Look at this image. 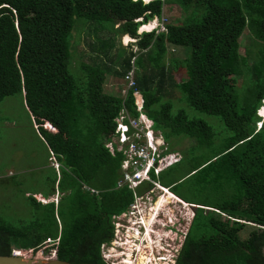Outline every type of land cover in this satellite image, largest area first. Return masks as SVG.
<instances>
[{
  "label": "trees",
  "instance_id": "obj_1",
  "mask_svg": "<svg viewBox=\"0 0 264 264\" xmlns=\"http://www.w3.org/2000/svg\"><path fill=\"white\" fill-rule=\"evenodd\" d=\"M164 6L191 11V18L166 25V34L138 35ZM197 10L201 18L194 22ZM77 21L128 35L138 53L117 55V65L105 69L80 64L76 74ZM245 30L260 48L251 66L239 54ZM105 47L92 50L105 57ZM168 47L188 50L180 83L169 69L176 61L164 62ZM132 68L144 113L165 142L171 133L195 142L179 164L186 160L193 197L205 195V207L218 211L195 215L176 264H264V120L256 116L264 102V0H0V102L20 96L60 165L57 188L65 195L55 206L28 197L31 218L19 225L0 217V256L33 254L49 244L59 261L103 264L99 247L111 235L110 217L131 200L129 191L114 190L121 160L103 145L123 106L138 116L133 91L122 99L106 95L103 85L107 74L123 80ZM244 72L252 82L240 97L234 78ZM168 89L192 110L216 117L226 136L216 139L211 126L182 110L172 114ZM83 185L99 194L83 192Z\"/></svg>",
  "mask_w": 264,
  "mask_h": 264
},
{
  "label": "rangeland",
  "instance_id": "obj_2",
  "mask_svg": "<svg viewBox=\"0 0 264 264\" xmlns=\"http://www.w3.org/2000/svg\"><path fill=\"white\" fill-rule=\"evenodd\" d=\"M196 13L198 15L194 17V22L199 21L201 18V12L197 10ZM162 14L167 21V25H181L190 20L192 13L191 11L185 12L177 6H164ZM152 21L154 22L155 19ZM125 36L128 35L120 36L108 30L101 31L99 26L95 24L77 21L72 32V69L78 75H80V64L99 65V67L105 69L108 66L117 65L115 60L117 55L138 53L136 43H132L133 41ZM102 44L106 45L103 49L106 53L105 57L94 53L92 50L99 51ZM108 46H112V48H108ZM258 50L260 48L256 46L253 37L245 30L239 39L240 56L245 57L247 64L251 66ZM108 54L112 56L111 62L108 61ZM187 55L183 49L168 47L164 62L169 65L170 60L176 61V64L172 63L169 66L175 83H180L185 79L183 60ZM157 61L158 58L153 63L155 68L159 67ZM248 76L249 74L247 75L244 72L240 77L234 78L235 89L240 97L251 85L252 81L247 82ZM123 89L124 85L121 79L107 74L103 85V91L106 95L121 97ZM164 99L173 105L172 114H177L178 111L182 110L189 119L201 120L211 126L216 139L219 140L226 136L227 131L224 125L216 117L189 108L184 101H181V94L176 89H168V94ZM261 103L263 105L262 109L256 112V116L260 119L259 122L263 121L260 117L264 116V102ZM153 109H157V107L153 106ZM43 129L46 130L45 125ZM256 130H258V126H256ZM167 146L170 152H175L182 157L190 152V148H195V142L171 133ZM52 157L53 155L42 138V133L34 125V121L22 104L20 96L4 98L0 102V217L2 219L13 225H19L30 220L31 210L28 207V197H34L41 205L53 203L55 206L60 200L61 195H55L53 199H45L48 195H54L56 184L54 185L53 181L59 180L61 174L59 163L57 171L51 166ZM53 159L55 160L54 157ZM55 162L57 163L56 160ZM185 163L186 160L162 172L160 183L164 187H170V192L177 198L188 200V202L194 204H202L203 195L200 200L194 198L191 182L188 177H184L188 172V165ZM81 190L87 193L82 187ZM36 195L42 196L43 199L40 200L39 196L35 197ZM51 247L49 244L44 245L33 254L27 251L20 256L26 259H40L39 255L42 253L43 258H45L48 257L47 252L54 250Z\"/></svg>",
  "mask_w": 264,
  "mask_h": 264
},
{
  "label": "built area",
  "instance_id": "obj_3",
  "mask_svg": "<svg viewBox=\"0 0 264 264\" xmlns=\"http://www.w3.org/2000/svg\"><path fill=\"white\" fill-rule=\"evenodd\" d=\"M154 19L156 34H166L164 15ZM122 81L121 98L125 99L133 91L134 111L138 116H132L123 106L114 119L113 133L103 146L110 156L121 160L114 190L129 191L131 200L124 211L110 217L111 235L100 245L99 258L103 264H176L194 218L192 209L202 208L184 202L170 192V187L161 185L160 174L178 164L181 157L169 151L163 135L154 129V122L144 113L143 98L135 90L133 68ZM51 160V166L57 171L59 165L53 157ZM82 189L90 195L99 194L84 185ZM161 199L165 202L156 207ZM208 210L218 214L216 210ZM143 244L149 246L147 252H142ZM19 253L24 251L12 255L19 257ZM46 255L43 258L41 253L39 257L54 259L56 250Z\"/></svg>",
  "mask_w": 264,
  "mask_h": 264
},
{
  "label": "water",
  "instance_id": "obj_4",
  "mask_svg": "<svg viewBox=\"0 0 264 264\" xmlns=\"http://www.w3.org/2000/svg\"><path fill=\"white\" fill-rule=\"evenodd\" d=\"M192 173L191 175H193ZM190 175V176H191ZM189 176V177H190ZM0 264H70L67 262H62L57 260L56 258L54 259H31V258H24V257H16V256H10V257H1L0 256Z\"/></svg>",
  "mask_w": 264,
  "mask_h": 264
},
{
  "label": "flooded vegetation",
  "instance_id": "obj_5",
  "mask_svg": "<svg viewBox=\"0 0 264 264\" xmlns=\"http://www.w3.org/2000/svg\"><path fill=\"white\" fill-rule=\"evenodd\" d=\"M178 182H180V181H178ZM50 196H53V195H50ZM203 201H202V204H194V203H190V202H188V200H183L184 202H186V203H189V204H191V205H195V206H199V207H201L202 209H197V208H193V207H191V208H193L192 209V212L194 213V217H195V215L199 212V211H201L202 213H203V215L204 216H206V214L209 212V210H208V208L207 207H205L206 205V199H205V195H203ZM65 198V195L63 194L62 196H61V198H60V200H58V202H62V200ZM204 206V207H203ZM204 208V209H203ZM194 219V218H193ZM189 233H190V228H189V231H188V234H187V236L189 235ZM187 238V237H186ZM141 248H142V251L144 252H147L148 250H149V246H147V245H141Z\"/></svg>",
  "mask_w": 264,
  "mask_h": 264
},
{
  "label": "bare ground",
  "instance_id": "obj_6",
  "mask_svg": "<svg viewBox=\"0 0 264 264\" xmlns=\"http://www.w3.org/2000/svg\"><path fill=\"white\" fill-rule=\"evenodd\" d=\"M145 3L148 2V0H142ZM155 21L154 22H150L149 24L145 25L144 27L140 28L139 32L143 33V32H148L151 31L155 28ZM125 38V37H124ZM38 197V196H37ZM41 199V198H40ZM165 202L164 199H161L157 202L156 207H161V205H163V203ZM143 252V251H142ZM145 252V251H144ZM21 254H17V256H20Z\"/></svg>",
  "mask_w": 264,
  "mask_h": 264
},
{
  "label": "crops",
  "instance_id": "obj_7",
  "mask_svg": "<svg viewBox=\"0 0 264 264\" xmlns=\"http://www.w3.org/2000/svg\"><path fill=\"white\" fill-rule=\"evenodd\" d=\"M57 164H58V163H57ZM58 181H59V180L57 179V182L55 183L56 186H54V187H55V193H54V195H53V196H50V195H49L47 199H49V198H52V199H53V198H55V195H61V196H62V195L64 194V193H61V192L58 190V188H57V183H58ZM55 184H54V185H55ZM56 189H57L58 191H57ZM37 196H39V198H42V196H40V195H36L35 197H37ZM42 199H43V198H42ZM57 203H58V202H57ZM57 203H56L55 205H57Z\"/></svg>",
  "mask_w": 264,
  "mask_h": 264
},
{
  "label": "clouds",
  "instance_id": "obj_8",
  "mask_svg": "<svg viewBox=\"0 0 264 264\" xmlns=\"http://www.w3.org/2000/svg\"><path fill=\"white\" fill-rule=\"evenodd\" d=\"M135 1H137V0H135ZM141 1H142V0H141ZM143 2H144V1H143ZM146 3H147V2H146ZM139 21H141V20H139ZM149 23H150V22H149ZM149 23H147V24H149ZM142 26H144V25H142ZM140 27H141V26H140ZM140 27H139V28H140ZM139 28H138V30H139ZM155 30H157V29L154 28V29L151 30L150 32H143V33H151V32H155ZM138 35H139V34H138ZM140 35H141V34H140ZM129 40H130V41H133L132 43H134V44L136 43L134 39H131V38H130ZM258 112H259V111H258ZM260 118L264 120V116H263V117H260ZM259 126H260V124H259ZM259 126H258V128H259Z\"/></svg>",
  "mask_w": 264,
  "mask_h": 264
}]
</instances>
